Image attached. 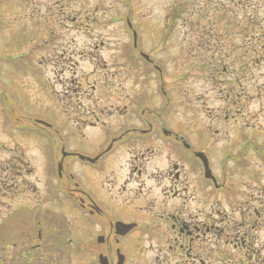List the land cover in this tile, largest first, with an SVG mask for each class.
Returning a JSON list of instances; mask_svg holds the SVG:
<instances>
[{
  "label": "flooded vegetation",
  "instance_id": "obj_1",
  "mask_svg": "<svg viewBox=\"0 0 264 264\" xmlns=\"http://www.w3.org/2000/svg\"><path fill=\"white\" fill-rule=\"evenodd\" d=\"M203 9L0 0V264H264V86L221 79L213 27L177 32Z\"/></svg>",
  "mask_w": 264,
  "mask_h": 264
},
{
  "label": "rangeland",
  "instance_id": "obj_2",
  "mask_svg": "<svg viewBox=\"0 0 264 264\" xmlns=\"http://www.w3.org/2000/svg\"><path fill=\"white\" fill-rule=\"evenodd\" d=\"M199 1H201V0H199ZM189 2H190V0H189ZM114 27H116V25H114ZM181 34H182V30H181ZM76 39H78V38H76ZM109 52H111L110 49L109 50H105V55L107 53H109ZM212 52L213 51L202 53L200 55L201 63H204V62L213 60ZM219 54H221V52H219ZM232 59H233V57L231 58V60ZM171 69H173V68H171ZM259 71L264 72V63L260 67H258V70L256 72L258 73ZM249 72H252L253 75H254V77L251 80H253V79L255 80V73H254V71L249 70ZM182 76L184 78H187L189 76V80H190V83H188L189 84V87H188V90H187V95H186L187 97H186V99L188 101L192 102L194 106H199L202 109L203 106H204L203 103L201 104L202 99H198L197 97L201 98L202 96H205L204 93H205L207 87H206L204 81H207L208 79L206 78V76L204 75V73H202V75H199L198 76V72L196 70H194V68L191 69L190 74H187V69L186 68L182 69L181 70V73L179 74V77H182ZM105 77H106L105 71H102L100 78L101 79H105ZM117 79H119V78L118 77L113 78L112 76H111V78H109V80H113V81H116ZM177 97L180 98L179 95ZM254 101L258 105L261 102V98H256V100H254ZM27 103L28 104H26V105L32 110V102L31 101H28ZM211 104L212 105H215V106L210 107V106H208L206 104V107L202 109L205 112V114L206 113H209V111H212V110L216 109L217 107H219L220 101L216 98V95L215 94H213L211 96ZM253 105H254V103H253ZM204 112H201V114H204ZM87 148L91 150L92 149V146H89Z\"/></svg>",
  "mask_w": 264,
  "mask_h": 264
}]
</instances>
